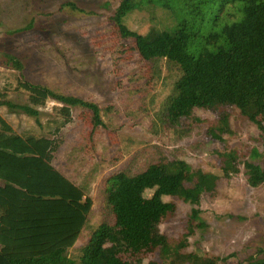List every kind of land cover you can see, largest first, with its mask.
<instances>
[{"label": "trees", "instance_id": "obj_1", "mask_svg": "<svg viewBox=\"0 0 264 264\" xmlns=\"http://www.w3.org/2000/svg\"><path fill=\"white\" fill-rule=\"evenodd\" d=\"M66 5L77 9L74 3ZM143 5L172 12L176 25L151 38L137 34L124 19ZM108 22L111 52H123L127 62L141 65V75L130 79L139 83L137 96L145 97L154 88L163 65L176 67L172 93L160 116L165 131L183 116L196 124L201 121L197 111L216 106L232 105L242 113L256 108L264 116V0H120ZM7 62L20 74V87L36 102L53 100L66 106L67 113L53 123L57 132L71 123L70 108H82L80 117L91 125L85 138L93 151L96 134L105 125L98 106L29 80L14 55L7 54ZM4 106L18 107L0 89V108ZM18 108L39 115L31 107ZM193 128L181 132L190 135ZM210 132L224 141L216 130ZM57 151L53 139L37 136L30 128L17 130L0 117V264H143L156 253L160 264H213L198 255L200 241L193 243L195 251L190 248L192 239L207 226L199 206L203 195H218V174L194 169L186 178L195 186L192 193L174 172L156 184L159 167L155 163L136 174L120 171L106 181L104 192L114 222L101 223L83 239L94 201L87 186L55 167ZM245 174L252 187L264 186V165L253 166ZM169 195L194 207L179 237H169L159 228L176 208L174 203L159 201ZM256 250L250 256L255 261L248 264H264V239ZM233 258L224 262L232 264Z\"/></svg>", "mask_w": 264, "mask_h": 264}, {"label": "rangeland", "instance_id": "obj_2", "mask_svg": "<svg viewBox=\"0 0 264 264\" xmlns=\"http://www.w3.org/2000/svg\"><path fill=\"white\" fill-rule=\"evenodd\" d=\"M66 3H74L77 9ZM119 3L0 0V89L18 107H31L39 113L33 116L22 108L4 106L0 117L17 130L30 128L37 136L53 139L58 147L55 167L88 187L94 206L83 239L101 223L114 222L104 192L106 181L116 173L136 174L155 163L159 167L156 184H162L174 172L193 193L195 186L186 178L200 168L218 174L220 180L215 198L202 196L200 217L207 226L192 239L190 251H195L193 243L200 241L198 255L213 264H226L224 261L231 256L232 264L254 262L250 256L264 239V186L249 185L245 172L264 165V116L256 108L242 113L232 105L216 106L197 111L201 121L196 124L183 116L165 131L160 116L172 93L176 67L163 65V74L154 88L145 97L135 94L139 83L130 79L141 75V65L127 62L126 54H113L109 48L108 16ZM124 23L146 38L176 25L173 13L157 5L133 10ZM7 54L20 59L29 80L98 106L105 125L96 134L93 151L85 138L91 125L80 117L82 108H70L71 123L57 132L53 123L67 113L66 106L53 100L36 102L20 87V74L6 64ZM189 126H194L191 134H182V129ZM211 130H216L224 141L214 139ZM159 201L176 207L159 223L160 230L169 237L181 236L194 207L175 195L159 197ZM76 247L70 251L72 256ZM161 262L156 253L143 264Z\"/></svg>", "mask_w": 264, "mask_h": 264}, {"label": "flooded vegetation", "instance_id": "obj_3", "mask_svg": "<svg viewBox=\"0 0 264 264\" xmlns=\"http://www.w3.org/2000/svg\"><path fill=\"white\" fill-rule=\"evenodd\" d=\"M256 264H258V263H256Z\"/></svg>", "mask_w": 264, "mask_h": 264}]
</instances>
